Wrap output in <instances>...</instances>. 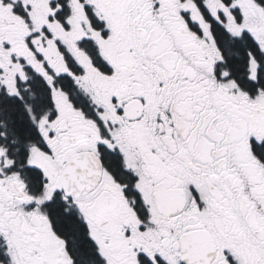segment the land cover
I'll return each instance as SVG.
<instances>
[{
    "label": "snow or ice",
    "instance_id": "snow-or-ice-1",
    "mask_svg": "<svg viewBox=\"0 0 264 264\" xmlns=\"http://www.w3.org/2000/svg\"><path fill=\"white\" fill-rule=\"evenodd\" d=\"M0 264H264V0H0Z\"/></svg>",
    "mask_w": 264,
    "mask_h": 264
}]
</instances>
